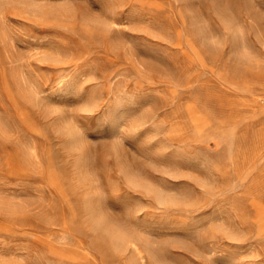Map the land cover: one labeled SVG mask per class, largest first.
I'll list each match as a JSON object with an SVG mask.
<instances>
[{
  "label": "rangeland",
  "instance_id": "rangeland-1",
  "mask_svg": "<svg viewBox=\"0 0 264 264\" xmlns=\"http://www.w3.org/2000/svg\"><path fill=\"white\" fill-rule=\"evenodd\" d=\"M0 264H264V0H0Z\"/></svg>",
  "mask_w": 264,
  "mask_h": 264
}]
</instances>
